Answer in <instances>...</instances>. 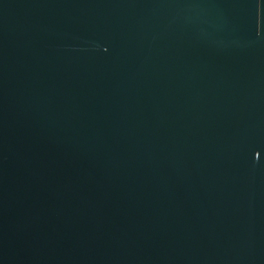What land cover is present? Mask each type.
<instances>
[{
    "label": "water",
    "instance_id": "95a60500",
    "mask_svg": "<svg viewBox=\"0 0 264 264\" xmlns=\"http://www.w3.org/2000/svg\"><path fill=\"white\" fill-rule=\"evenodd\" d=\"M0 264H264V0H0Z\"/></svg>",
    "mask_w": 264,
    "mask_h": 264
}]
</instances>
